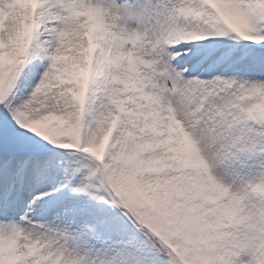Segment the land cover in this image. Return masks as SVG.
<instances>
[{"label": "snow or ice", "instance_id": "6c2138e0", "mask_svg": "<svg viewBox=\"0 0 264 264\" xmlns=\"http://www.w3.org/2000/svg\"><path fill=\"white\" fill-rule=\"evenodd\" d=\"M0 264H264V0H0Z\"/></svg>", "mask_w": 264, "mask_h": 264}]
</instances>
